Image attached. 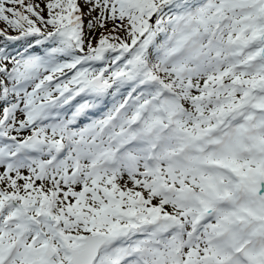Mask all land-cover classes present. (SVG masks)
Returning <instances> with one entry per match:
<instances>
[{"label":"snow or ice","instance_id":"1","mask_svg":"<svg viewBox=\"0 0 264 264\" xmlns=\"http://www.w3.org/2000/svg\"><path fill=\"white\" fill-rule=\"evenodd\" d=\"M0 25V264H264V0Z\"/></svg>","mask_w":264,"mask_h":264},{"label":"trees","instance_id":"2","mask_svg":"<svg viewBox=\"0 0 264 264\" xmlns=\"http://www.w3.org/2000/svg\"><path fill=\"white\" fill-rule=\"evenodd\" d=\"M0 26H2V25H0Z\"/></svg>","mask_w":264,"mask_h":264}]
</instances>
